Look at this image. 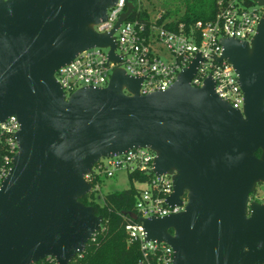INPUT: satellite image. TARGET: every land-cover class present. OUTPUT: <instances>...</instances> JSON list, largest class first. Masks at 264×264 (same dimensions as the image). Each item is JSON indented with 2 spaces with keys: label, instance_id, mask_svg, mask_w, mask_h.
Wrapping results in <instances>:
<instances>
[{
  "label": "water",
  "instance_id": "water-1",
  "mask_svg": "<svg viewBox=\"0 0 264 264\" xmlns=\"http://www.w3.org/2000/svg\"><path fill=\"white\" fill-rule=\"evenodd\" d=\"M115 4L0 0V122L20 124L0 187V264H69L83 253L103 222L80 202L92 190L87 177L100 159L136 148L156 154L157 175H172L169 206L186 196L182 212L140 220L146 241L170 246L173 264H264V202L250 198L264 183V15L250 43L220 41L242 111L211 79L191 86L199 56L165 92L141 96L143 78L116 68L107 87L66 98L55 74L77 55L109 48L120 62L113 35L136 6L127 3L110 33L95 30Z\"/></svg>",
  "mask_w": 264,
  "mask_h": 264
},
{
  "label": "built area",
  "instance_id": "built-area-1",
  "mask_svg": "<svg viewBox=\"0 0 264 264\" xmlns=\"http://www.w3.org/2000/svg\"><path fill=\"white\" fill-rule=\"evenodd\" d=\"M131 0H116L108 10L107 19L95 26L100 34L110 33L120 16L126 12ZM219 13L215 20L196 22L186 35L183 26L179 32L158 25V15L149 25L138 20L124 21L115 31V54L119 63L108 60L109 48H93L77 55L69 64L61 67L55 74L66 98L82 88H105L116 68H121L133 78H143L139 93L146 96L155 92H165L174 85L179 74L200 57V62L190 84L195 88L204 87L211 79L215 93L232 108L243 110L244 95L235 69L225 60L219 61L223 53L221 40L236 39L250 43L257 34L258 25L264 15V6L259 0H218ZM168 53V61L161 59V52ZM126 92V91H125ZM20 124L16 117H8L0 122V148L5 145L9 154L0 153V187L10 169L12 160L18 152L16 134ZM156 154L146 148L129 150L122 155L102 158L94 166L97 175L113 178L119 172H141L151 175L143 184L136 203L138 221L125 226L131 243H139L146 258L157 256L161 264H173L174 252L165 243L146 241V233L141 219L164 218L184 210L183 206H169L168 198L173 194L172 175H157L154 162ZM90 176V175H89ZM87 177V180L89 178ZM264 184V183H263ZM252 201L264 202L256 197Z\"/></svg>",
  "mask_w": 264,
  "mask_h": 264
},
{
  "label": "trees",
  "instance_id": "trees-1",
  "mask_svg": "<svg viewBox=\"0 0 264 264\" xmlns=\"http://www.w3.org/2000/svg\"><path fill=\"white\" fill-rule=\"evenodd\" d=\"M136 8L131 15L130 21L138 20L149 25L152 20L144 9H141L136 0ZM219 13L218 0H177L166 7L158 25L166 29L179 32L183 26V32L190 34L196 22H209L215 20ZM0 153L9 154L7 146L2 145ZM262 152H256L260 158ZM151 175L141 172L128 173L130 187L123 191H114L105 194L101 202L96 200L95 188L104 181L105 176L91 173L88 182L92 191L80 202L85 206L92 207L96 216L102 217L101 230L88 242L83 253L79 254L69 264H161L157 256L150 254L146 258L139 243H131L125 231L126 224L135 221L132 215L137 216L136 203L142 189L136 185H143L150 180ZM255 198V193L250 196ZM138 217V216H137ZM139 218L136 220L138 221ZM35 264H57L54 258H47Z\"/></svg>",
  "mask_w": 264,
  "mask_h": 264
},
{
  "label": "rangeland",
  "instance_id": "rangeland-1",
  "mask_svg": "<svg viewBox=\"0 0 264 264\" xmlns=\"http://www.w3.org/2000/svg\"><path fill=\"white\" fill-rule=\"evenodd\" d=\"M138 6L141 9H144L149 14L150 18L154 20L158 15L162 14L163 10L171 5V3L176 2L177 0H136ZM136 6L135 1L131 0ZM136 8V7H135ZM161 59L164 61L170 60L171 56L168 53L161 52ZM138 188L143 189V185H136ZM130 187V181L128 178V173L125 171L119 172L113 178H104V181L99 184L95 190H97L96 200L101 202L103 196L109 192L114 191H123ZM92 191V190H91ZM90 191V192H91ZM256 197L258 200L264 199V184H260L256 188Z\"/></svg>",
  "mask_w": 264,
  "mask_h": 264
}]
</instances>
